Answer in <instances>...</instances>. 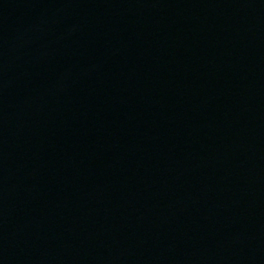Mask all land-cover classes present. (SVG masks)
<instances>
[{
    "label": "water",
    "instance_id": "1",
    "mask_svg": "<svg viewBox=\"0 0 264 264\" xmlns=\"http://www.w3.org/2000/svg\"><path fill=\"white\" fill-rule=\"evenodd\" d=\"M0 264H264V0H0Z\"/></svg>",
    "mask_w": 264,
    "mask_h": 264
}]
</instances>
